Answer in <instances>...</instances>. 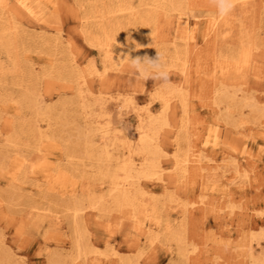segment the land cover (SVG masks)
I'll list each match as a JSON object with an SVG mask.
<instances>
[{
    "label": "rangeland",
    "instance_id": "1",
    "mask_svg": "<svg viewBox=\"0 0 264 264\" xmlns=\"http://www.w3.org/2000/svg\"><path fill=\"white\" fill-rule=\"evenodd\" d=\"M55 1V10L46 2L49 21L38 23L22 17L14 22V58L18 65L0 51V150L4 148L10 154L5 167L0 166V264H248L244 250L249 236L264 233V115L253 123V112L245 105L255 98L260 108L264 104V0L248 10L237 4L221 31L207 35L208 19L217 16L212 0H182L178 10L189 17L191 27L187 40L176 34L179 11L166 15L163 9L157 10L156 21L140 28V36L150 58H156L159 51L169 67L171 84L166 88L152 79H139L124 59L127 53L119 41H109L110 57L115 61L90 44L88 30L98 32L103 5L121 0ZM149 1L130 0L134 10L147 9L149 6L140 3ZM123 11H117L115 16L126 23L129 12ZM129 29L128 24H123L119 35L131 43ZM175 36L174 43L183 49L178 67L172 65L169 55ZM246 41L255 44L253 64L239 75L236 72L224 78L227 93L216 95L220 84L214 87L211 73L216 60L235 54ZM130 56L136 57L133 53ZM184 63L188 80L180 90L178 85L183 80L179 67ZM104 66L108 67L105 81L90 74L94 67ZM74 71L86 75V82L77 79ZM214 71L217 79L219 66ZM171 88L185 95L187 105L184 109L174 97L170 108L163 112L158 95ZM29 89L35 91L43 114L36 115L22 101V93ZM227 94L238 100L235 99L240 104L239 114L234 107L227 108L231 101V97L226 99ZM130 96L133 103L124 100ZM122 101L127 105L122 106ZM145 106L154 116L166 120L159 130L161 145L167 151L162 158L164 180L142 179L147 192L140 196L149 208L144 211L148 216L144 212L138 215L144 224H149L155 214L151 208L154 201L159 205L160 223L154 228L153 243L148 233L133 225L129 211L116 208L110 197L105 200V212L90 206L88 199L90 194L107 195L109 182L104 172L123 160L129 149L136 148V110ZM31 123L40 126V139ZM232 123L242 126L235 128ZM103 133L108 137L107 144L101 137ZM86 134L96 141L94 150L82 141ZM206 137L216 139V144H205ZM186 149L206 154L208 168L192 170L178 182L173 156ZM223 154L237 156L243 183L232 177L234 166L230 161L221 164L227 169L226 175L216 169ZM133 157L140 156L134 152ZM17 162L26 170L15 179L13 173L20 169ZM32 163L37 166L30 167ZM207 171L214 174L205 177ZM215 181L225 184L210 188L203 196V188ZM78 200L84 206L78 220L92 250L82 257H78L74 246V216L68 208ZM230 204L239 210L231 212ZM186 205L188 210L182 214L181 207ZM181 246L186 255L181 253ZM262 248L264 244L256 245L257 252Z\"/></svg>",
    "mask_w": 264,
    "mask_h": 264
},
{
    "label": "bare ground",
    "instance_id": "2",
    "mask_svg": "<svg viewBox=\"0 0 264 264\" xmlns=\"http://www.w3.org/2000/svg\"><path fill=\"white\" fill-rule=\"evenodd\" d=\"M181 1L182 0H151L149 2L140 3V5L143 4V5L149 6L147 9H143V10H138V9L134 10L130 0H121L119 3H111L110 5H107V6L103 5V7L101 8V15H100L101 18L99 20L100 25H98V27H97L98 32L93 33V31L88 30L89 42L91 45L98 47L100 51H103L105 53V56H107V57L111 56V53H110L111 51L109 49L110 48L109 47L110 39H115V40L119 41L122 44L124 52L127 54L131 55L133 53L136 56H140V57H144V56L150 57L147 47L141 41L140 28H142L143 26H146V25H148V26L153 25L154 22L156 21L155 20L156 12H158L157 10H160V8L163 9V11L166 13V15L173 10H178L179 6H180L179 2H181ZM46 2L51 3V6H53L54 10H55V6H54L55 2H56L55 0H0V51H4L9 57H11L12 62L15 65H18V61L16 58H14L16 56V44H17L16 32L14 31V29H15L14 22L22 20V17H27V18H30V19L37 21L38 23L39 22L45 23V21L49 19V18L46 19V14H48V10H47L48 6H47ZM262 3H263V0H237V4L239 6H241L243 9H247V10L252 8L256 4H262ZM256 8H258V7H256ZM123 10H127L129 12L128 20L126 21V23L123 22L119 17L115 16V13L117 11L120 12ZM52 13H54V11H52ZM177 18H178V26L176 29V34L180 35L181 38H184L187 40L190 37L188 35V33L191 31L189 17L185 18L183 16V12L179 11ZM227 18H228V16L223 17V18L218 17V16H214V17L208 19L207 31H206L205 35L212 33V32L218 33L219 31H221L222 27L225 26L227 21H228ZM50 22H52V21H50ZM123 24H128V27L130 28L129 30H130V33L132 34V39L130 40L131 43L127 42L124 38H122V39L120 38L119 32H120L121 26H123ZM197 26H198V24H197ZM194 31H195V28H194ZM183 33H184V35H183ZM222 35H223V33H222ZM228 36H226V37H228ZM191 37L194 39L195 34L191 35ZM176 38H177V36H175V38H173V40H172L174 47L172 49L173 52H171V54H169V55H170V58H172V60H171L172 65L175 67H178V63L182 57V53H183L182 50L183 49L180 48L179 45H176L174 43V39L176 40ZM209 39H211V38H209ZM224 39H225V37H224ZM255 40H256V38H255ZM187 43H188V41H187ZM136 45H137V47H140V45H141V47L139 50L134 51L133 49L136 48ZM254 45L255 44L251 43V42H247V41L242 42L240 44L239 50H237V52L235 54L226 55L224 58L216 60L213 68L215 69L217 66H219L220 75L217 77V79H214V77H216V75H217L216 72L214 71V69H213V72H211V73H212V77H213L214 87H216V85H215L216 83L220 84V86L215 90V94L220 92L222 94L221 96H223V94L225 96V94L227 93L224 89L225 85L223 86V84H225L224 78L228 79L231 77L232 74L234 75V73H236V72L237 73L238 72L243 73L246 70H248L247 68L251 65V63L254 59V55H255V53H253V50H254L253 46ZM195 52H196V50H195ZM112 57H110V59L114 60ZM51 60H52V58H51ZM201 61H202V59H201ZM217 61H220V62L218 63ZM186 62H187V60H186ZM118 64H120V62H116V65H118ZM197 65H198V63H197ZM115 68L119 69V67H115ZM179 69H180V73H181V77H182L183 81L181 83H179L178 86H180L179 87L180 90H184L183 85L188 80V69H187V66L185 65V63L183 64V66L179 67ZM1 70H2V66L0 63V71ZM107 70H108L107 66H104L102 69L94 67L91 70L90 74H92V75L95 74V75L99 76L101 78V80L105 81L107 79V76H108ZM76 72L77 71H74L75 77L77 79L78 78L83 79V83H85L87 80L86 75L81 74V72H77V73ZM239 73H238V75H239ZM203 74H206V72ZM234 88H237V87H234ZM239 89L240 88H238V90ZM236 93H238V92H236ZM244 93H245V91H244ZM233 94H235V93H233ZM183 96H185V95L182 94L181 92L178 93V88L177 89L171 88V89H167V91L160 92L158 97L161 98V102L163 105V112H165L167 109L170 108L171 99L174 97H176L179 100L180 105H183L182 107H184V109H185L187 102L184 100ZM190 97H191V95H190ZM190 97H188V98H190ZM230 97H231V94L230 95L227 94L226 99H229ZM245 97H243L242 99L245 100L246 99ZM21 99L24 102V104L33 113H35L36 115L43 114V112L40 110V105H39L38 99L36 97V93L33 89H29V90H26L25 92H23ZM126 99L129 100V102L133 103L132 102V100H133L132 96L127 97L124 100H126ZM235 99L236 98H234L233 96L231 97V101L229 104L230 107L227 106V108L231 109V107H234V109H235L234 111H236L238 109L237 107L240 104L237 102L238 100L236 99L237 100L236 101ZM255 99H253V100L255 101ZM12 100H14V99H12ZM224 101H226V100H224ZM254 101H249L247 103L244 102L245 105H247V107L248 106L250 107L248 109H251V112H253V115L251 114L253 117L252 118L253 123L255 120H258V118L260 116L262 117L264 115V111L262 109L264 107V104H263V107L260 108L261 105L259 107L257 105V103ZM217 102H219V101H217ZM242 102H240V103H242ZM8 103L10 104V102H8ZM121 103H122V106L127 105L124 101H122ZM224 104H225V102H224ZM217 105H218V103H217ZM222 105H223V103H222ZM42 106H43V104H42ZM219 107H220V105H219ZM243 107H246V106H243ZM243 107L241 106V108H243ZM3 108H5V107H3ZM228 110H227L228 113H232L230 110H229L230 112ZM238 110H237V113L239 112ZM136 111H137V116H138V121H139V128H138L139 137H138V143L136 145V148L129 149L128 154L126 155V157L123 160L118 161L113 167H110L111 169H108L107 171L104 172V176L106 178H108V182H109L107 195H105V193L90 194L88 196V199H89L90 206H92L93 208H96L99 212H105L107 209L105 206V200L110 197L112 203L114 204V206L116 208L121 209V210L125 209V210L129 211L130 217L134 220L133 225L136 228L140 229L142 232L148 233V235L147 234L146 235L149 237V240L153 243V241L155 239V235H156V233L153 232L155 230L154 228L158 227L159 223H160V218H159V215L157 214L159 205L156 201H154L151 208L155 214L153 215V217H151L149 224H144L143 222L138 220V215H139V213H141V212L143 213L144 211L148 212L149 208H148V205L146 206L142 202V200L140 199V196H142L143 194H145L147 192L145 187H144V184L142 182V179L149 180V181H151V180H160V181L164 180L163 172H164L165 168L163 165L162 158L164 156H166L167 151L161 145V142L159 139V135H160L159 130L162 128V125H165L166 120L163 117L161 119L160 115L154 116L149 106H145L143 109H138ZM246 116L247 115H245L244 117L246 118ZM228 117H229V115H228ZM239 117H240V115H239ZM224 119H226V118H224ZM228 119L229 118H227V120ZM233 119H232V121H233ZM168 121H169V119H168ZM189 123H190V121H189ZM228 124H230V122ZM237 124H235V123L233 124V125H235V128L236 127L239 128L240 124L239 125H237ZM256 124L257 123H255L254 125H256ZM30 126H31V129L35 133L38 134V138L40 139L42 137V133L39 129L40 126L38 124H34V123H31ZM241 126H242V124H241ZM236 130L238 132L244 133L243 131H241L239 129H236ZM262 133H264V132H262ZM101 137L103 140H105L104 144H107L108 143L107 135L105 133H103ZM127 139H129V138H127ZM6 140L8 142L12 141V139H9V138H7ZM82 141L85 143V145L87 147H89L90 150H94L95 147H97V144L94 143L96 141L93 139L91 134H86ZM82 141H80L79 144H81ZM211 141H213V143L216 144V139H212V138L210 139L209 137H206L204 140L205 144L210 143ZM178 142H179L178 139H176L175 144H178ZM130 144H131V142H130ZM189 146H190V143H189ZM178 148H179V144H178ZM186 150L183 153H179L178 151H176V153L173 156V159H174L173 162L175 164V177H176V181H178V182H181V180L184 178L186 179L188 174L192 170L208 168V166L205 165L206 162L209 161L208 160L209 158L205 159L207 157L206 154H203L200 152L199 153H193V152L190 153V152H188V150L187 151ZM201 151H203V150H201ZM134 152H137L139 154V156H140L138 158L139 160L133 157ZM245 152H246V149H245ZM9 155H10L9 152L6 151L4 148L2 150H0V166L5 167L6 159L8 158ZM106 156L109 157V155L107 153H106ZM220 159H222L221 160L222 163L216 164L215 167H216V169L219 168L221 175H226L225 172L227 171V169H224L223 165L227 164L230 161L234 166L233 170H232L233 171L232 177L234 179H239L238 182H240V183L241 182L243 183V181H245L244 180L245 178L242 179L243 173H241L242 172L241 168L237 164V156H234L231 154H223L222 158H220ZM17 163H20V164H18V165H20V169L18 171H14V173L12 172L13 178H15V179H17L16 178L17 174L22 173V172L24 173L26 170L23 166H21L22 165L21 162H17ZM221 164H223V165H221ZM35 165L37 166V164L32 163V164H30V167L35 168ZM219 170L215 171L214 173L218 174ZM214 173L207 171L206 173H204V175H205V177H210ZM221 184H225V182L223 183V182L215 181L209 185L206 183V185H208V186L203 188V192H204L203 196L205 194H207V191L210 188L214 189V188H216V186L218 188ZM226 184H227V182H226ZM240 186H241V184H240ZM165 188H167V186ZM222 193H227V191L222 189ZM201 201L205 202L204 199H200V202ZM182 205H183V203H182ZM68 208L73 212V216H74V219H73L74 222H73L72 230H73V235H74V246H75V249L77 251L78 257L87 256L88 252L89 251L92 252V250L89 247L86 240L84 239V235H83L84 230L80 226V223L78 220V216L83 211L84 206L81 204V201L78 200V201H74L72 204H70L68 206ZM187 210L188 209H187V205H186L184 207H181L180 211L182 212V214H186ZM119 213H121V212H119ZM144 214L146 216H148V214L146 212H144ZM148 220H149V218H148ZM248 246H249V243L247 244L246 247L248 248ZM247 248L246 249L244 248L245 250L243 249L245 253H246ZM181 250H182L181 253L186 255V249L181 246ZM93 251H95V250H93ZM84 264H90V262L86 261Z\"/></svg>",
    "mask_w": 264,
    "mask_h": 264
},
{
    "label": "clouds",
    "instance_id": "3",
    "mask_svg": "<svg viewBox=\"0 0 264 264\" xmlns=\"http://www.w3.org/2000/svg\"><path fill=\"white\" fill-rule=\"evenodd\" d=\"M212 5L216 10V15L223 18L229 16L234 11L237 7V0H212ZM140 47L136 45V48L133 50H139ZM124 59H127L130 68L139 79H152L159 82L160 86L165 88L170 86L171 74L159 51H157L156 58L148 56L131 58L130 54H127ZM228 207L233 213L239 210L235 204H230ZM248 240L249 246L246 250L248 264H264V248L259 253L256 251V245L264 244V233L250 235Z\"/></svg>",
    "mask_w": 264,
    "mask_h": 264
}]
</instances>
